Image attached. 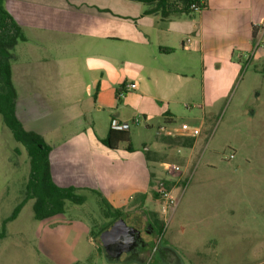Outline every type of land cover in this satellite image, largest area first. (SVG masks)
Listing matches in <instances>:
<instances>
[{"label": "crops", "instance_id": "1", "mask_svg": "<svg viewBox=\"0 0 264 264\" xmlns=\"http://www.w3.org/2000/svg\"><path fill=\"white\" fill-rule=\"evenodd\" d=\"M203 4L205 8L200 13L163 16L159 13L146 15L144 4L130 0L5 1L7 10L23 28L27 40L22 43L29 48V62L17 69L12 66L17 117L25 129L42 136L51 147L49 160L55 184L62 188L97 191L113 209L127 217L145 211L150 203H154L155 168L152 163H155L148 156L151 150L144 148L140 153L134 147V151L129 152L127 144L112 150L103 143L111 130V119H134L115 107L116 101L105 88L112 83L119 85L115 97L121 98L117 92L129 84L130 76L120 68L129 61L108 54L113 50L114 40L128 35L141 38L138 52L141 56V116L145 121V137L155 130L159 137L152 144L159 145L155 151L162 145H197L201 135L196 138L169 137L161 132L163 127L177 126L171 106L183 101L187 94L193 97L194 87L198 85L200 92L197 91L195 96L201 101L203 119L196 127L202 129L213 110L220 108L231 95L243 70V60H251L254 45L264 33V0H203ZM81 23H85V30L88 29L90 43L100 42L106 51L90 64L91 83L86 88L88 99L93 101L72 116L55 104H83L77 99V88L81 84L73 73L75 65L59 60L49 62L47 55L64 53L68 46L76 45L75 39L84 32ZM187 48L190 49L187 54L197 55L198 62L185 59L179 65H172L169 61L172 56L179 51L185 54ZM259 59L264 60V52L260 53ZM34 70H51L49 76L53 81L44 74H41L42 80L37 81ZM60 71H68V75L62 76ZM141 145H148V141H142ZM214 180V176H203L198 182L206 187L205 183ZM188 184L187 178L184 189L175 188L171 190L172 195L179 191L182 196ZM159 199L154 200L158 203ZM177 208L178 204L168 212L162 209L161 212L169 214L170 221ZM129 227L141 232L135 226ZM81 229V242L87 241L101 252L96 234L90 229ZM149 233L147 243L151 245L155 228ZM175 245V241L167 240L164 246L155 247L165 264H212L210 255L203 251L180 253L175 251ZM143 249L139 244L119 259L133 255L136 262Z\"/></svg>", "mask_w": 264, "mask_h": 264}, {"label": "rangeland", "instance_id": "2", "mask_svg": "<svg viewBox=\"0 0 264 264\" xmlns=\"http://www.w3.org/2000/svg\"><path fill=\"white\" fill-rule=\"evenodd\" d=\"M81 25L84 32L79 34V39H75L76 45L68 46L64 53L47 55L49 62L59 60L75 65L73 73L76 76H70H75L81 84L77 88V99L83 104H55L72 116L77 110L83 111L93 101L88 99L86 88L91 83L90 64L96 56L106 51L100 42L94 45L93 41L90 43V35L86 32L88 29H84L85 23ZM140 40L131 35L114 40L113 50L108 54L129 61L120 71L129 74L128 83H135L136 89L119 99L115 97L119 85L113 86L112 83L105 88L116 101L115 107L122 110L125 116L142 119L141 125L130 132L133 146L140 153L144 148L151 150L148 156L155 163L152 166L155 168L156 191L162 187L161 184L170 191L175 188L183 190L188 178L185 193L181 196L177 191L173 195L178 204L176 214L170 221L169 214H162L161 209L164 210L167 204L160 196L159 202L153 198L154 203H150L145 211L131 213L129 217L123 216L117 220L137 227L146 239H149V232L155 227L151 245L143 249L136 263L133 255H125L122 259L106 256L101 235L116 221L107 216L97 194L84 192L88 200L85 204L67 202L65 214L45 221L35 220L34 201H30L17 220L7 225L6 237L0 240V264H165L155 247L164 246L167 240L175 241L174 249L180 253L203 251L210 255L212 264H224V260L225 264H263L264 60L259 59V55L264 52V33L254 45L251 60H243V70L231 95L220 108L213 110L202 127L197 145H162L157 151L155 149L159 145H152L159 140L155 130L146 134V137L143 132L141 56L138 52ZM19 45L14 51L12 63L16 69L29 62L28 46L22 42ZM189 50L185 49V54L177 52L169 61L172 65H179L185 59L198 62L197 55L187 54ZM50 72L34 70V77L37 81L42 80L41 74H44L52 82ZM60 73L62 76L68 75V71ZM194 88L195 94L200 92L198 85ZM195 94L193 97L187 94L183 101L171 106L176 116L175 125L185 123L191 127L200 126L203 110ZM145 140L148 145H141ZM231 155H234L233 159H230ZM173 166L180 167V171H175ZM29 175L27 150L16 142L0 115V233L3 222L23 200ZM203 176H214L215 180L202 187L198 180ZM157 221L164 223L163 233ZM148 226L150 230L146 233ZM82 227L96 234L101 252L87 241L81 242Z\"/></svg>", "mask_w": 264, "mask_h": 264}, {"label": "trees", "instance_id": "3", "mask_svg": "<svg viewBox=\"0 0 264 264\" xmlns=\"http://www.w3.org/2000/svg\"><path fill=\"white\" fill-rule=\"evenodd\" d=\"M5 1L0 0V115L4 124L12 132L16 142L26 148L30 160V175L25 187L23 200L15 208L11 216L3 222L0 240L6 237L7 225L17 220L23 208L30 201H34L33 211L35 220L45 221L65 214L67 202L75 205L85 204L87 198L83 193L92 192L101 197L107 216L114 218V221L123 218L122 212L113 209L107 200L97 191L75 187L62 188L55 184L49 160L51 147L42 136L25 129L18 119L16 112L17 91L12 78V63L15 59L14 51L17 45L21 42H26L27 38L22 26L7 10ZM130 1L144 4L147 7L145 11L146 15L158 13L163 16L174 13L192 14L195 13L192 9V6L195 4L202 6L203 9L205 8L204 4H201L203 0ZM169 51L173 52V50ZM123 87L118 90L117 94L122 91ZM103 143L112 150H117L121 144H127L126 149L129 152L134 151L129 131H115L111 129L106 139L103 140ZM153 196L156 199L160 197L159 193L155 191H153ZM157 225L160 228V232L163 233L164 223L157 221ZM107 228H104V230ZM96 239L98 238L96 237Z\"/></svg>", "mask_w": 264, "mask_h": 264}, {"label": "built area", "instance_id": "4", "mask_svg": "<svg viewBox=\"0 0 264 264\" xmlns=\"http://www.w3.org/2000/svg\"><path fill=\"white\" fill-rule=\"evenodd\" d=\"M203 5V1L201 3ZM192 9L195 13H200L203 8L202 6L195 4L192 6ZM191 40H188V43H190ZM136 84H128L125 85V88L120 92L119 96L123 97V95L129 91L136 89ZM142 119L139 117L132 119L131 121H120L117 118L111 119L110 126L112 130L115 131H131L133 128L139 127L141 125ZM161 132L169 137H178V136H184V137H190V138H196L201 135V129L198 127H191L188 124H182L181 126H169V127H163L161 129ZM234 155L230 156V159H233ZM173 169L175 171H180V167L173 166ZM158 193L160 196L166 201L167 207L164 208V212H167V210L174 209L177 206V202L172 195V192L168 190L164 185L158 190Z\"/></svg>", "mask_w": 264, "mask_h": 264}, {"label": "water", "instance_id": "5", "mask_svg": "<svg viewBox=\"0 0 264 264\" xmlns=\"http://www.w3.org/2000/svg\"><path fill=\"white\" fill-rule=\"evenodd\" d=\"M136 235L141 238V232L126 225L125 221H116L101 235L103 249L108 257L118 259L136 247L133 242L130 243Z\"/></svg>", "mask_w": 264, "mask_h": 264}, {"label": "flooded vegetation", "instance_id": "6", "mask_svg": "<svg viewBox=\"0 0 264 264\" xmlns=\"http://www.w3.org/2000/svg\"><path fill=\"white\" fill-rule=\"evenodd\" d=\"M149 230H150V227L148 226V229H147L145 232L148 233ZM133 237H134L133 240H132L131 242H130V240H129V242H130V243L133 242V244H134L135 246L141 244V248H144V249H145V247L149 245V243H147V241H148L149 239H146V238L143 236V232H142V231H141V238H139L137 235H136V236H133Z\"/></svg>", "mask_w": 264, "mask_h": 264}]
</instances>
